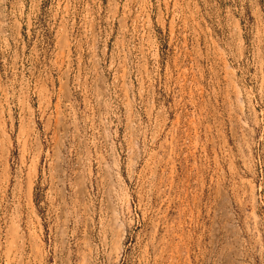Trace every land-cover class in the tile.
I'll list each match as a JSON object with an SVG mask.
<instances>
[{
    "label": "rangeland",
    "instance_id": "obj_1",
    "mask_svg": "<svg viewBox=\"0 0 264 264\" xmlns=\"http://www.w3.org/2000/svg\"><path fill=\"white\" fill-rule=\"evenodd\" d=\"M0 264H264V0H0Z\"/></svg>",
    "mask_w": 264,
    "mask_h": 264
}]
</instances>
